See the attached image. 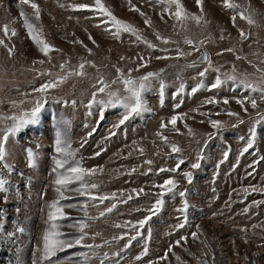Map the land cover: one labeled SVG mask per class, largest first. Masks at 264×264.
<instances>
[{"label": "rangeland", "instance_id": "obj_1", "mask_svg": "<svg viewBox=\"0 0 264 264\" xmlns=\"http://www.w3.org/2000/svg\"><path fill=\"white\" fill-rule=\"evenodd\" d=\"M34 2L41 9L39 21L32 16L29 5H21L19 0H0V39L8 46L0 45V115H19L34 107L32 101L47 99L37 123L9 137L6 160L14 169L9 172L0 165V173L10 182L9 192L0 193V223H3L0 264H17L18 259L20 264H33L34 259L41 264V253L36 249L42 246V235L48 227L49 205L59 199L52 169L55 159L60 158L55 151V131L61 115L70 121L67 137L71 149L76 150L74 161L94 170L85 177L87 184L97 185L89 189L90 195L110 197L100 203L99 199L92 201L74 191H65L66 199L60 201L65 205L60 231L69 240L79 235L74 225L84 218V213L66 205L88 204V217L92 219H87L89 235L83 243L102 245L94 254L89 252V264H100L105 253L109 258L104 264L117 261L118 264H264V159H261L264 122L256 124L264 116V98L259 92L237 87L225 75H234L237 82L247 80L264 87V0H232L239 5L236 12H243L254 21L249 24L236 15L235 25L232 21L235 13L225 7V0H202V10L197 0H181L189 14V18L182 20L172 14L175 5L169 10L157 0H102L117 18L133 25L155 48H149L127 32L116 38L106 30L110 27L103 23L106 17L72 7L79 4L94 7V0ZM21 10L30 22L42 27L44 38L58 51L48 56L40 52L23 26ZM191 15L202 19L197 23ZM146 19L151 20V25L145 23ZM5 24L17 34L5 36L2 30ZM241 30L247 39H241ZM162 39L169 42L165 44ZM186 40L193 44H187ZM8 48L13 49L11 54ZM181 50L187 55L181 56ZM203 53L208 55L211 67L198 60ZM84 61L89 62L85 64V75L69 76L44 94L35 91L68 71L77 70ZM142 62L146 66L136 71ZM65 63L67 67L62 69L61 64ZM117 67L125 74L134 69L131 73L134 78L158 74L143 95L152 111L130 118L119 127L115 125L122 118L123 109L109 107L101 119L99 106L92 107L91 115L86 107L101 78L110 84L117 79ZM205 68H209L208 72L200 77ZM217 76L224 82L219 87H210ZM201 84L193 94L192 89ZM181 85L185 90L177 95ZM111 88L123 86L117 82ZM105 98L104 94L97 96V99ZM253 99L256 108L251 105ZM65 100L67 105L62 102ZM73 100L75 107L71 104ZM13 101L19 106L13 107ZM238 101H244L243 105ZM172 116L181 117L176 124L178 131L168 123ZM212 120L222 122L219 129L211 126ZM162 122L168 127L162 129ZM11 123V120L0 121V128ZM253 127L254 145L243 152ZM189 129L193 134H189ZM159 133L168 137V143ZM171 144L181 151L173 153ZM29 148L35 154L33 167L28 164ZM200 155L204 157L200 168H191ZM179 159L185 163L178 172L158 173L161 168H175ZM149 160L151 164L146 163ZM183 172L192 173L191 183ZM169 178L176 180L177 194L163 196L162 208L139 229L141 235L126 248L129 237L136 234L132 226L139 228L136 222L148 216L147 210L160 198L161 189L154 186ZM181 191L186 193L183 198L178 195ZM184 199L189 204L186 223L184 214L178 211L183 208ZM113 203L116 207L108 213L106 209ZM101 212L105 215L101 216ZM181 223L184 227L178 228ZM17 224L24 232L6 239L4 233L14 232ZM121 236L124 238L120 239ZM176 241L180 243L177 245ZM145 247L147 254L137 260ZM82 251L89 250L79 245L67 248L57 252L52 261L78 264L82 258L76 253ZM117 252L119 256L113 255Z\"/></svg>", "mask_w": 264, "mask_h": 264}, {"label": "snow or ice", "instance_id": "obj_2", "mask_svg": "<svg viewBox=\"0 0 264 264\" xmlns=\"http://www.w3.org/2000/svg\"><path fill=\"white\" fill-rule=\"evenodd\" d=\"M21 5H29L33 9L32 16L35 18V20L39 21L41 9L40 6L34 2V0H19ZM158 3L166 5V7L171 10V6L175 5V11L172 13L177 20H182L189 18V14L184 9L183 4L181 3V0H157ZM197 4L201 6L202 10V0H197ZM75 10H91L96 12L98 15L106 17L107 19L103 21V23H106L110 25L108 30L114 37L119 38L120 34L122 32L130 33L134 36H136L137 40L143 41L149 48H155L156 46L152 44L150 41L145 40L142 35L140 34L139 30L136 29L133 25L130 23L123 21L119 18H117L102 2V0H94V7H90L86 4H79V5H73L72 6ZM225 7L228 9H231L234 11V15L232 17L233 24L235 25L236 15H239L242 19L247 20L249 24L253 23L254 21L251 19L250 16H245L243 12H236V9L239 8V5L232 2V0H225ZM136 11H139V9H135ZM143 15V13H141ZM20 16L23 18V26L26 29V32L29 36V38L39 47V50L41 53H43L45 56H48L49 53L53 51H58V49H55L51 44L47 42V40L44 38L43 35V29L38 28L36 24L30 22L28 15L21 10ZM163 18V17H161ZM191 19L195 20L197 23H199L202 19L201 16L197 15H191ZM146 24L151 25V20L146 19ZM3 33L5 36H9V33H11V36H15L16 30L14 28L9 27V25L5 24L3 25ZM158 38H159V34ZM241 39H247V36L241 30ZM94 42V41H93ZM163 43H168L169 41L167 39H162ZM187 44H193V41L186 40ZM82 43V42H81ZM0 45H3L4 47H8L3 39H0ZM198 50V49H197ZM9 54L13 52L12 48H8ZM89 53H91V49H88ZM228 51H233V49H228ZM181 56L187 55L182 50L179 52ZM158 59L160 57H157ZM239 58V57H238ZM121 59H124L121 57ZM141 61H143V57L140 58ZM201 61L206 62L209 67H211V61L207 54H203L201 57ZM40 63H43V61H40ZM89 63L87 61L81 62L78 66L77 70L74 71H68L66 75L59 77L56 80H50L49 82L43 84L39 89H35V91L40 92L42 94L47 93L49 89L58 87L61 83H63L65 80L68 79L69 76L77 75V76H83L85 75L84 69L85 64ZM92 66H95L94 64ZM146 62H142L137 66L135 69L136 71L139 70L140 67H145ZM195 66V65H192ZM67 65L61 64V68H66ZM209 68H205L203 71L199 73L200 77H204L205 74L208 72ZM118 73V77L116 80H113L110 83L105 82L103 78L99 80V87L97 88V91L92 94V98L89 101V103L86 105V107L89 109V115H91V109L94 105H97L100 107V116L101 119H103V112L111 108H121L123 111L121 112V119L119 120L118 124L115 125V127H119V125H122L125 123V121L129 120L130 118H134L136 116H143L146 112H151L152 110L148 107L146 101L143 98L144 93L149 90L150 88V81L157 77V73H147L144 76L141 77H132L131 73L134 71V69H129L128 73L125 74L123 69L118 68L116 69ZM215 71H218V69H215ZM51 75V73H48ZM226 75L227 80H231L234 84H236L237 87H243L245 90H250L251 92H259L261 97L264 98V87H259L258 85L248 82L247 80H239L237 82V78L234 75ZM119 82L122 84V89H116L112 90L111 85L116 84ZM224 81L221 80L219 76L216 77L215 82L210 85V87L215 88L219 87ZM203 85H198L197 87L192 89V93L194 94L199 87H202ZM163 88L164 84L161 82L160 84V90H161V96H163ZM185 90V86L181 85L180 88L177 91V95L183 93ZM121 91H123L124 95H121ZM98 94H104L105 99H97ZM57 103H60L61 101L57 100ZM65 105L68 104V101H62ZM212 101H209L211 103ZM13 107L19 106L15 101L11 102ZM23 103V102H21ZM34 104V107H32L30 110H25L19 115H12V116H5L0 115V121H8L11 120L12 123L10 125H6L4 128H0V165L3 166V168L8 169L9 172H11L14 169V166L7 163L6 157L8 156V152L6 150V144L9 140V137L16 136L21 130H23L26 126L30 124H35L38 121L39 114L44 107V104L47 103V99L45 97L44 101L41 102L40 99H36L32 101ZM225 103L227 101L225 100ZM238 103H241L243 105L244 101H238ZM71 104L73 107H75L76 101H71ZM251 105L253 108L257 107L256 100H251ZM179 105H177L178 107ZM247 111V109H244ZM229 115H238L237 113H228ZM181 119V117L178 116H172L170 123L172 125V129L178 131L176 129L177 120ZM242 122V121H241ZM261 122H264V116H261L260 119L256 121V124H259ZM211 126L213 128L219 129L221 126V121L218 120H212L210 121ZM70 125V121L65 119L63 115H61L60 119L56 122V131H55V151L59 155L60 158L55 159L54 161V167L52 169V172L55 173V179L53 183L56 185L55 191L57 192L59 199L54 200L49 205V213H48V227L44 231L42 235V246L38 245L36 251H39L41 253L39 261L44 262L47 261L48 264H56V262L52 261V257L56 256L57 252L64 251L67 248H72L77 245L88 249V252L82 251L76 253L79 257H81V261L78 262V264H89V252H92L93 254L96 252L97 249L101 248L102 245H93V244H84L86 238H88V232L86 229L89 227V224L87 223V219H92L88 217V204L87 202L82 203L81 205H73L68 204L66 207H77L78 210L82 211L84 213V218L80 219L76 225H74L79 232V235L75 238L69 240L65 238V234L60 231L61 224L59 223L61 220L65 219V213H64V207L65 205H61L60 201L63 199H66L65 197V191H74L78 193L80 196H86L90 200L95 201L99 199L100 203H103L105 200L110 199L108 196H102V197H95L91 196L89 189L90 188H96V184H87L85 182V177L93 174L94 170L85 169L83 168L78 161H74L75 157V151L71 149L70 141L67 137V130L68 126ZM168 127V124L161 123V128L165 129ZM189 134H193L192 130L189 129ZM161 136V139L168 143V137L163 136L162 133H159ZM243 139V137H241ZM256 139V132L255 127L250 130V137L247 141V146L243 149V152H248L250 148L253 147L254 142ZM171 151L173 153H179L181 150L180 148L175 145L171 144ZM143 149H141V152ZM27 158H28V164L30 167L35 166V154L32 151V149H27ZM228 153H224L225 159L227 158ZM204 159L202 155L197 157L196 162L192 163L190 165L193 169L200 168V160ZM261 159H264V157H261ZM74 162V163H73ZM223 161H221L222 163ZM146 163L151 164L152 161H146ZM185 163L184 159H179L176 167L172 169H165L161 168L158 170L159 172H165L170 171L173 173H176L180 170V166ZM151 169H149L150 171ZM134 171V170H133ZM183 176L187 179L188 183L192 182V173L191 172H183ZM9 180L3 176V173H0V193H8L9 192ZM73 184H78L77 187L71 188L70 186ZM154 187H158L161 189V192L159 193L160 198L157 199L154 203L153 208L148 209L149 215L146 216L144 219L136 222L139 228H137L136 225L132 226V231H135V235H132L129 237L127 244L125 247H129L133 240H136L138 236L141 235V232L139 229H142L144 225L147 223L148 220L151 219L152 215L156 214L158 212L163 204V196L166 193H173V195L177 194L175 193V189L177 188V182L173 178L166 179L163 184L155 185ZM140 191H143L141 189ZM182 198L185 197L186 193L184 191H181L178 193ZM131 198V197H129ZM111 199H115V197H112ZM5 202L7 201V196L4 197ZM126 202V201H124ZM116 207V204L113 203L112 207L107 208L106 211L108 213L112 212V210ZM189 204L187 199H184L183 201V208L178 209V211L182 212L184 214V222H187V210H188ZM20 209L17 208V212H19ZM101 216L105 215L104 212L100 213ZM119 227V225H117ZM178 228H183L184 223H181L177 226ZM0 232H3V223H0ZM24 228L17 224L16 230L14 232H8L4 233V236L6 239H12L17 236L18 233H23ZM97 235H99L97 233ZM195 238L196 234H192ZM149 238L151 237V231L149 230L148 233ZM95 239V237H92ZM124 237L121 236L120 239H123ZM183 240H187V237H181ZM105 243H110L109 241H105ZM180 241H176V244L178 245ZM171 249H169L170 251ZM19 251V249H17ZM147 254V247H145L144 252L141 254V256H137L136 259L139 260L142 258L143 255ZM113 255L119 256L120 253H114ZM109 258L108 253L104 254L103 259L100 260V264H104V260H107ZM17 264H20L19 259L17 260ZM33 264H38L37 260L34 259ZM115 264H118V261L115 262Z\"/></svg>", "mask_w": 264, "mask_h": 264}, {"label": "water", "instance_id": "obj_3", "mask_svg": "<svg viewBox=\"0 0 264 264\" xmlns=\"http://www.w3.org/2000/svg\"><path fill=\"white\" fill-rule=\"evenodd\" d=\"M203 54H206V53H203ZM203 54H202V55H203ZM202 55H200V57H199V59H198L200 62H203V61H201V57H202Z\"/></svg>", "mask_w": 264, "mask_h": 264}]
</instances>
